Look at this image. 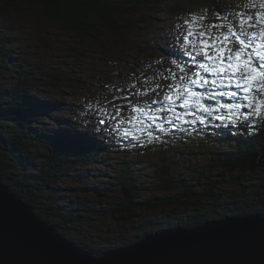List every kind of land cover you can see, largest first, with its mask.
<instances>
[{"label": "trees", "instance_id": "obj_1", "mask_svg": "<svg viewBox=\"0 0 264 264\" xmlns=\"http://www.w3.org/2000/svg\"><path fill=\"white\" fill-rule=\"evenodd\" d=\"M26 1L39 9L42 17L55 22L60 28L83 35L92 34L95 38L101 37L104 32L98 21L118 32L122 30L121 26H134L137 23L127 17L131 12L145 14L156 8L163 10L160 7L161 1L158 0ZM202 1L216 9L220 8L218 0ZM146 15L151 16L150 13ZM174 34L178 36V33ZM13 41L11 36L5 37L6 43ZM151 49V56L157 59L159 55L165 54L170 58L163 62L159 59L162 64L151 73L150 79L159 84L161 93L170 91L169 84L181 83L179 78L186 73L194 78V73L200 70L198 64L203 62L202 57H197L194 63L186 53L178 59L173 55L176 50L174 48L154 44ZM0 55L9 61L10 67L14 66V71L21 74L14 87H0V146L6 151H0V177L11 191L24 202L32 204L36 213L56 227L62 235L67 236L75 229L73 223L80 222L89 215H120L131 222L137 210H159L172 204L176 207H188V210L182 215H172L166 219L160 230L194 228L208 221L235 215L257 212L264 215V115L249 116L247 119L236 115L233 122L228 116L229 110L215 111L218 103H240L245 105L240 113H248V102L243 100V93L239 90L234 87L218 89L237 91L238 95L234 99L217 97L216 100H203L205 105L213 108L212 116L195 109L186 110L180 106L182 101H176L172 105L180 115L186 111H195L197 116L203 115L204 124L199 120L193 123L195 117L191 114L184 116L188 123L176 120L171 112L165 110L168 105L164 99L160 102H133L127 107L128 114L122 117L123 120L111 127L117 131L116 135L108 138L91 132L74 133L75 128H83L81 123L71 125L56 117L45 126H38V121L32 114L68 110L73 103L39 98L33 91L38 92L44 84L40 81L41 75H44L43 69L37 66L32 70L26 61L18 62V59L12 64L11 51L3 46H0ZM148 59L152 60L150 57ZM173 61L180 64L184 72ZM163 63L166 64L165 67ZM140 64L144 71L150 68L148 62ZM195 66L197 69H194ZM201 74L209 80L213 79L208 73ZM131 75L133 76L132 70ZM56 76L61 78L60 75ZM191 87L205 96L212 91L210 86ZM150 90L149 86L144 88V91ZM255 95L251 93L250 98ZM262 98L264 97H256V100ZM157 109L162 111L157 112ZM217 115L224 117L223 122L216 119ZM150 116H155L156 119H149ZM194 131L200 132L205 141L204 147L199 142L205 150L201 152L202 160L197 162L195 155L182 150V145L187 143V133ZM125 132H128L127 137ZM116 146H123L139 155H154L150 166L155 168L157 183L147 193L149 196L143 195V190L146 192L147 189L143 184L144 173L138 155L134 154L129 159L121 157L117 160V167L114 165L111 174L102 178L104 185L83 187L97 195L100 192L99 196L121 188L123 194L119 198L103 207H90L82 203L64 204L59 201L64 189L58 186V182L63 177L64 180L72 178L79 182L78 177H87L90 174L88 170L105 152L112 154L120 149ZM43 150L47 152L45 157L42 155ZM76 165H81L86 171L76 175ZM100 168L97 166L92 170L101 172ZM108 177H112V180L108 181ZM106 183L113 188L107 189ZM137 230L138 235L118 231L108 237L109 247L91 249L97 256H101L111 249L131 245L153 231L148 224L140 225ZM76 242L79 243L77 240Z\"/></svg>", "mask_w": 264, "mask_h": 264}, {"label": "rangeland", "instance_id": "obj_2", "mask_svg": "<svg viewBox=\"0 0 264 264\" xmlns=\"http://www.w3.org/2000/svg\"><path fill=\"white\" fill-rule=\"evenodd\" d=\"M158 1H161L160 7L163 10L156 8L145 14L131 12L127 17L137 23L134 26H121L122 30L118 32L110 30L98 21L104 32L101 37L95 38L92 34L83 35L60 28L55 22L42 17L39 14L40 10L26 0H0V46L11 51V63L14 64L18 59V62L26 61L32 70L37 66L43 69L44 75H41L40 81L44 84L38 92L32 90L39 98L73 103L72 108L68 110L32 114L31 116L38 121V126H45L56 117L66 120L71 125L81 123L83 128H75L74 133L91 131L92 134L112 138L117 131L111 127L123 120L122 117L128 114L127 107L133 102H160L168 93L167 90V93H161L159 84L152 82L150 77L152 71L169 57L166 54L159 55L161 62L151 56V45L174 48L176 50L173 55L180 59L186 53L182 45L183 36L187 33L189 25L185 21L191 22L193 31L200 30L203 25L216 35L226 31V27L212 29L211 25L231 24L240 29L241 19L247 21L248 17H255L257 12L264 13V9L260 8V0H218L219 9L202 0ZM148 13L151 16H147ZM140 19L142 21H139ZM243 30L259 31V28L248 29L245 26ZM174 33H178V36ZM6 36H11L14 41L6 43ZM149 57L152 60H149ZM146 62L150 64V68L144 71L140 63ZM8 63L9 61L0 55V87L12 88L21 74L14 71L12 69L14 66L10 67ZM165 65L163 63V67ZM194 69H197V66ZM118 70L121 72H117ZM56 75H60L61 78ZM147 86L151 87L150 91H144ZM186 136L187 143L182 145V150L195 155L196 162L201 161V152L205 148H202L199 142L201 141L204 147V137L197 131L187 133ZM116 147L120 149L112 154L105 152L88 170L90 174L87 177H78L79 182L66 177L64 180L63 177L58 182V186L64 189L59 201L64 204L82 203L90 207H103L119 198L123 194L121 188L108 195L99 196L100 192L97 195L95 192L84 190L83 187L104 185L102 178L111 174L114 165L117 167V160L121 157H124V160L129 159L134 154L138 155L144 173L143 184L147 189L146 192L143 190V195L149 196L147 193L157 183L155 168L150 166L154 155L147 153L139 155L123 146ZM0 151L6 153L1 146ZM42 155L45 157L47 152L43 150ZM97 166L101 167V172L92 170ZM74 169L76 175L86 171L81 165H76ZM106 179L109 181L112 177ZM107 185V189L113 188ZM187 210L188 207H176L173 204L159 210L140 209L131 222L120 215H89L84 220L73 223L75 229L67 237L90 249H104L110 246L108 237L118 231L138 235L137 228L148 224L149 229L153 230L151 234H155L160 231L166 219L172 215L173 217L182 215Z\"/></svg>", "mask_w": 264, "mask_h": 264}, {"label": "water", "instance_id": "obj_3", "mask_svg": "<svg viewBox=\"0 0 264 264\" xmlns=\"http://www.w3.org/2000/svg\"><path fill=\"white\" fill-rule=\"evenodd\" d=\"M0 264H264V215L168 228L97 256L60 234L0 177Z\"/></svg>", "mask_w": 264, "mask_h": 264}, {"label": "snow or ice", "instance_id": "obj_4", "mask_svg": "<svg viewBox=\"0 0 264 264\" xmlns=\"http://www.w3.org/2000/svg\"><path fill=\"white\" fill-rule=\"evenodd\" d=\"M255 7V5H252ZM260 8L264 9V0H260ZM196 18L194 17L193 20ZM189 25L187 33L183 36V47L186 54L196 63L197 57H202L203 62L198 64L201 71L194 73V78L181 76V83L169 84V92L164 95V101L167 102V109L172 113L176 120H184L185 115H193L195 120H199L201 124L205 123L203 115L197 116L196 112H185L183 115L177 114L172 107L176 101H182L181 107L189 110L195 109L200 113L212 116L213 108L205 105L202 101L205 99L216 100L217 97H228L234 99L237 97V91H222L218 89L235 88L243 93V100L247 101L246 107L250 110L248 113L241 114L240 109L245 107L240 103H218L215 111L227 109L228 116L234 122L236 115H241L247 119L249 116L260 117L264 115V98L256 100V97H264V13L257 12L255 17H248L247 21L241 19L240 29L235 28L231 24L227 25H211L210 28H225L226 31L213 35L209 29H205L201 25V29L193 31L192 24L185 21ZM248 29L259 28V31L251 30L245 32L244 27ZM238 45V47H234ZM176 67L184 72V68L180 64ZM208 73L213 79L209 80L201 74ZM191 86L200 88L211 87L212 91L204 93L194 91ZM174 90V91H173ZM255 93V97L250 98V94ZM157 112L162 111L157 109ZM149 119H156L150 116ZM217 120L223 122L224 117L217 115ZM103 123V121H101ZM125 137L128 132L124 133Z\"/></svg>", "mask_w": 264, "mask_h": 264}, {"label": "bare ground", "instance_id": "obj_5", "mask_svg": "<svg viewBox=\"0 0 264 264\" xmlns=\"http://www.w3.org/2000/svg\"><path fill=\"white\" fill-rule=\"evenodd\" d=\"M251 6V5H250ZM175 8V7H174ZM181 11V10H180ZM220 14V13H219ZM222 17V16H221ZM38 32V31H37ZM161 39V38H160ZM158 45V44H157ZM188 70V69H187ZM200 71V70H199ZM59 106V105H58ZM63 107V106H62ZM68 107V106H67ZM190 124V123H189ZM81 128V127H80ZM202 130V129H201ZM91 132V131H90ZM94 142V141H93ZM214 150V149H213ZM45 215V214H44ZM248 215H250V214H248ZM235 216H237V215H235ZM235 216H232V217H235ZM232 217H227V218H222V219H219V220H226V219H230V218H232ZM216 220V219H215ZM209 222V221H208ZM205 224V223H204ZM61 234V233H60ZM64 236V235H63ZM65 237H67V236H65ZM77 243V242H76ZM92 250V249H91ZM93 252H94V250H93Z\"/></svg>", "mask_w": 264, "mask_h": 264}]
</instances>
